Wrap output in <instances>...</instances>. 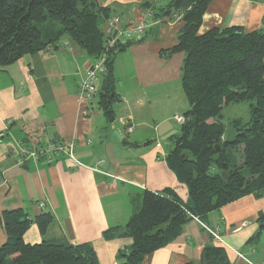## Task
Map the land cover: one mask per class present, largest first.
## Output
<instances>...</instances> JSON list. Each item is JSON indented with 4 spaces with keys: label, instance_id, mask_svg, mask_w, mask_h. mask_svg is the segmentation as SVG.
Listing matches in <instances>:
<instances>
[{
    "label": "crops",
    "instance_id": "obj_1",
    "mask_svg": "<svg viewBox=\"0 0 264 264\" xmlns=\"http://www.w3.org/2000/svg\"><path fill=\"white\" fill-rule=\"evenodd\" d=\"M96 1L130 22L143 19L142 5L159 0ZM183 25L180 15L155 21L143 41L116 55L112 71L120 101L112 122L99 107L100 90L91 100L80 96L79 83L94 59L72 40L0 67V247L7 241L4 211L23 209L31 219L51 213L55 221L46 236L33 224L24 235L26 244L61 238L73 245L90 243L100 264H118V252L133 240L106 241L103 234L130 221L144 192L168 189L187 201V187L167 163L174 145L164 144L173 143L158 134L161 124L189 110L181 82L185 56L165 52L179 44ZM232 27L264 30V0H212L199 35ZM32 134L39 141L75 144L74 159L18 165L11 152ZM260 213L264 196H245L214 211L208 223L192 219L174 242L141 264H201L203 249L213 245L225 249L231 264H264V235L251 242Z\"/></svg>",
    "mask_w": 264,
    "mask_h": 264
},
{
    "label": "trees",
    "instance_id": "obj_2",
    "mask_svg": "<svg viewBox=\"0 0 264 264\" xmlns=\"http://www.w3.org/2000/svg\"><path fill=\"white\" fill-rule=\"evenodd\" d=\"M211 1L160 0L141 6L143 15L151 13L150 21L180 15L184 24L179 44L165 51L185 56L181 82L189 103L187 121L171 139L174 148L167 163L187 187L188 199L168 189L144 192L141 208L130 221L103 234L106 241L133 240L118 252V264H141L147 255L174 242L192 219L208 223L219 208L248 195L264 196V30L213 28L199 35ZM111 16V10L96 0H0V67L57 48L65 39L96 59L106 51L103 26ZM131 42L109 53L99 93V107L109 122L115 118L114 104L120 101L113 62ZM240 103L249 105L250 118L232 122L228 132L224 109ZM36 136L25 140L39 143ZM54 221L51 213L31 219L23 209L4 211L1 224L7 241L0 247V264H100L90 243L73 245L64 238L44 239L36 245L24 242L33 224L46 236ZM258 224L259 232L251 242L264 235V213L259 214ZM201 264L231 262L224 248L213 245L203 249Z\"/></svg>",
    "mask_w": 264,
    "mask_h": 264
},
{
    "label": "built area",
    "instance_id": "obj_3",
    "mask_svg": "<svg viewBox=\"0 0 264 264\" xmlns=\"http://www.w3.org/2000/svg\"><path fill=\"white\" fill-rule=\"evenodd\" d=\"M151 13L143 15V19L140 21H130L128 24H124L120 17H112L109 19L104 27L103 34L106 37V51L96 58L86 76V78L79 85L80 96L86 100L94 98L100 90L101 82L104 75L108 72V60L109 53L120 44H125L128 41H135L141 39L146 30L151 24L148 17ZM174 122L179 126H183L187 118L184 115H175ZM3 134H0L2 137ZM75 145H64L58 141H51L45 139L39 143H31L26 140L18 142L17 147L11 152L12 157L16 160V163L20 166L32 163L46 162L51 164L59 159L61 156H67L70 159H74ZM99 166V164H98ZM40 207H44V204H40ZM214 238L220 240V236L211 232Z\"/></svg>",
    "mask_w": 264,
    "mask_h": 264
},
{
    "label": "rangeland",
    "instance_id": "obj_4",
    "mask_svg": "<svg viewBox=\"0 0 264 264\" xmlns=\"http://www.w3.org/2000/svg\"><path fill=\"white\" fill-rule=\"evenodd\" d=\"M160 1V0H159ZM157 2V1H156ZM115 16H117V17H120L121 18V16H119V15H113V16H111L109 19H111L112 17H115ZM178 16V15H177ZM176 17V16H175ZM108 21V20H107ZM106 21V22H107ZM121 21H122V23H124V24H128L129 22L127 21V20H123L122 18H121ZM132 22V21H131ZM136 22V21H135ZM154 22L155 21H150V23L149 24H151L150 25V27L146 30V32L144 33V35L141 37V39H139V40H135V42H140L143 38H144V36H145V34H147V31L148 30H150V28L153 26V24H154ZM104 27V26H103ZM129 42V41H128ZM94 59V58H93ZM95 60V59H94ZM90 70V69H89ZM89 72V71H88ZM107 74V73H106ZM105 74V75H106ZM104 75V76H105ZM86 78V77H85ZM84 78V79H85ZM83 79V80H84ZM82 80V81H83ZM81 81V82H82ZM80 82V83H81ZM80 83H79V85H80ZM188 103V102H187ZM185 106H186V110H188L189 109V104H185ZM223 115H224V122H225V124H226V126H227V130H228V132H230V131H232V129L233 128H231V123L232 122H235V121H237V120H239V121H243V122H246V121H248L249 120V118H250V107H249V105L247 104V103H240V104H234V105H230L229 107H227V108H225L224 109V112H223ZM185 116V115H184ZM175 117V116H174ZM174 117H173V119H174ZM174 126H175V128L176 129H179L180 130V127L181 126H179V125H177V123L176 122H174V121H172L171 122ZM128 130V132H132V128H128L127 129ZM25 140V139H24ZM51 141H53V140H51ZM40 142V141H39ZM164 144H166V145H174V144H171V142H169V141H165V142H163ZM71 145V144H70ZM75 145V144H74ZM173 148H174V146H173ZM61 157H64V155L63 156H61ZM13 161H14V159H13ZM195 219H197V218H195Z\"/></svg>",
    "mask_w": 264,
    "mask_h": 264
},
{
    "label": "water",
    "instance_id": "obj_5",
    "mask_svg": "<svg viewBox=\"0 0 264 264\" xmlns=\"http://www.w3.org/2000/svg\"><path fill=\"white\" fill-rule=\"evenodd\" d=\"M159 137L165 141L172 139L174 136L178 134V131L173 129V125L171 122H165L161 124L158 128Z\"/></svg>",
    "mask_w": 264,
    "mask_h": 264
}]
</instances>
